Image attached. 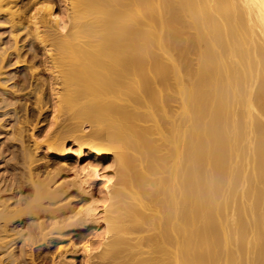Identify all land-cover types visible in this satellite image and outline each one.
Returning <instances> with one entry per match:
<instances>
[{
  "label": "bare ground",
  "instance_id": "bare-ground-1",
  "mask_svg": "<svg viewBox=\"0 0 264 264\" xmlns=\"http://www.w3.org/2000/svg\"><path fill=\"white\" fill-rule=\"evenodd\" d=\"M67 1V16L33 6L25 23L15 0H0L15 63L24 61L16 45L24 28L32 61L41 45L51 62L46 81L31 68L15 82L35 79V94L46 83L52 111L63 113L59 142L17 149L0 134V162L11 165L0 172V264H38L36 231L47 253L51 235L61 237L51 232L70 208L42 207L57 189L32 168L41 151L66 157V138L78 156L110 155L118 168L114 183L94 166L77 172L84 192L106 178L105 241L88 245L82 264L95 254V264H264V0ZM9 54L0 47L1 76ZM11 78L0 77V130L11 118L2 108L11 106L20 141L17 102L5 88ZM35 98L37 118L46 107ZM94 210L72 225L85 228ZM60 247L53 264H74Z\"/></svg>",
  "mask_w": 264,
  "mask_h": 264
},
{
  "label": "rangeland",
  "instance_id": "rangeland-1",
  "mask_svg": "<svg viewBox=\"0 0 264 264\" xmlns=\"http://www.w3.org/2000/svg\"><path fill=\"white\" fill-rule=\"evenodd\" d=\"M17 5H13V9H18L17 11H20L19 14L21 15V18L23 20H25L24 22L26 23V20L29 18V14L32 12V10L34 9L35 6L42 8L41 10H43L42 12L45 13L47 8L52 6L53 10L57 13V15L59 14V16H67V13L69 12L68 10V1L67 0H35V1H31V0H15ZM31 4H29L30 2ZM24 2H26L24 4ZM29 2V3H27ZM35 2V3H34ZM28 6H27V5ZM33 4V5H32ZM26 6V7H25ZM34 6V7H33ZM22 11V14H21ZM0 47H3L6 49V51L9 54V60H8V64H5V67L3 68L4 72L6 73L5 75H2L4 78L8 77H12L11 79L5 81V88L9 89V91L13 92V96L12 93H8V99L9 100H15L17 102L16 104V109L17 112L16 114L18 115V117L20 118V125L21 128L23 129L22 135H21V139L20 141L14 140L12 138L13 134H15V131H11L13 128L12 126L14 125V121L11 119L12 115H13V111L10 110L12 109L11 106H7V107H3L2 109H6L8 111V117L10 118L7 121V124L4 126L3 130H0V134H1V140H3L5 143L7 141V143L9 142H13L12 144H14L15 148L19 149L21 145H25L29 148L32 147L34 140H37L41 145H46L49 143H55L58 140H61V136H59V133L61 135H63V132H59L57 133V128L59 126V121L61 122V118L63 117V113L59 112V115L57 112H53L52 111V101L55 100L54 95L52 96L50 90L48 89L49 86L45 83L43 84L42 87H46L45 89L43 88V90L41 91V93H37L35 94L33 92V84L34 82H36V80L30 78L29 82H25L24 81V86L21 84L22 82L20 81V83L15 82V79L17 78V76L19 75H23V72H25L26 74H29L28 71L30 72V70H32L31 68H33L34 70H38V75H40L43 79V77L45 76L47 78L48 76V72L46 71L45 68H50V60L47 58H45L44 53L42 52V48L40 47L41 45H39L38 47V51H37V58H35V61H32V59L29 57L30 56V52H29V48L28 47H32V43L33 42V36L31 35V33L29 32L28 28H24L22 29L18 35H17V39H16V45L17 47L20 49L21 54L24 58V61L21 64H17L15 63V57L14 54L12 53L13 51V38L11 36L10 30L7 27H2V24L0 22ZM68 27V25H67ZM38 46V44H37ZM44 55V56H43ZM42 56V57H41ZM37 59V60H36ZM46 60V61H42V60ZM45 64H44V63ZM42 63V64H41ZM43 65L45 68H43ZM50 66V67H48ZM0 75V77H2ZM14 76V77H13ZM29 76V75H28ZM32 77V76H31ZM39 77V76H38ZM40 77V79H41ZM44 77V78H45ZM14 78V79H13ZM46 78L44 81H46ZM41 79V80H42ZM16 83V85H15ZM21 84V85H20ZM33 85V86H32ZM32 88V89H31ZM34 93V94H33ZM11 94V95H10ZM7 95V94H6ZM15 95V96H14ZM35 96H38L42 103L44 104L43 107H46L43 109V111H41L42 113L40 115H38V117L36 118L35 116H37V112H36V105H35ZM11 98V99H10ZM23 102V103H22ZM26 103V104H25ZM23 104V105H22ZM20 107H19V106ZM35 108V112L33 117H31L29 114V116L27 115L28 112H30V108ZM24 108H26L24 110ZM1 109V110H2ZM20 109V110H19ZM25 112V113H24ZM11 115V116H10ZM26 115V116H25ZM57 117V119L55 120L54 117ZM62 115V117L60 116ZM74 116V120L78 118L79 115L77 114H73ZM35 117V119H34ZM18 118V119H19ZM72 119V121H74ZM32 121V122H31ZM57 121V122H56ZM12 122V123H10ZM31 122V123H30ZM57 123V124H56ZM23 125V126H22ZM58 125V126H57ZM8 128V129H7ZM7 129V131H6ZM11 131V132H10ZM12 133V134H11ZM9 136L10 140L11 138L13 139L12 141H9ZM63 137V136H62ZM22 140V141H21ZM87 141H89V139H86ZM22 142V143H21ZM59 142V141H58ZM63 145L65 146V148H67L68 150H70L68 152V155L66 157H56L54 155H47L44 154L42 151L39 152L37 154V165H33L32 171L37 174L38 176L37 179H43V180H47L48 178V184L51 188H55L57 189L56 194L57 196L51 200V199H47L44 198L42 199V207L43 208H49L50 206H53L52 204H62V205H66L69 206L70 210L67 212H62L60 213L57 217H58V224H61L58 226V229H52L53 232H51L52 234L55 233H60L61 237L60 238H55L53 235H51V239H50V247L48 250L49 252H45L44 249L41 251H39V248H37V246H39V236L36 234L35 232V238H37V241L35 239L34 244L32 245V251L33 254L35 252H39V253H35L37 255H35V259L36 262L38 264H53V261L59 257L57 255L58 252L56 251L57 247L62 246V250L60 247V254H65L66 252L65 249H67V257L70 259H72L74 262V264H82V260H84V256L86 257V249L87 247H89L88 245H90V247L94 245V242L96 244V240H99L100 243L104 242L105 240H103V237L105 236L104 234L106 231V224H105V220L107 219L106 217V211L104 210L107 205V199L105 197V189L103 188L102 190V184L105 183L107 176H109L108 178L113 181V183L115 182L114 180H116V175L118 173V168H117V164L112 160V157L110 155L104 156V157H95L94 155H92V153L88 152L86 149L82 151L81 155L78 156L77 153H75L78 148L76 145L72 144V141L68 140V138H66V140H64ZM23 158H21L19 156V159L16 160L15 164L17 166H20V172L21 174L23 173L24 175V166L23 164ZM0 165L3 166L0 170L1 173L6 174L7 173V167L8 169L11 168L10 164L4 163L3 161L0 162ZM38 166V167H37ZM96 168L99 172V174H104L105 177H97L94 180H90L92 182L89 181L88 184L83 185V188L85 189L82 190L81 188L79 189V187H77L76 184H78L77 181V172L80 171V169H88L89 167ZM90 169V168H89ZM23 171V172H22ZM35 177V178H36ZM107 183V182H106ZM54 189V190H55ZM105 198H104V197ZM106 199V201H105ZM90 208V210L95 209L94 210V218L95 221L97 219V221H93L90 222L85 228L83 229H77L75 228L74 225H72V223L76 222L79 223V221L81 222L83 220V210ZM82 212V213H80ZM82 215V216H81ZM56 217V219H57ZM41 218H44V220L49 221V217L48 216H42ZM61 218V219H60ZM46 222V221H44ZM67 222L68 224L65 226L63 224ZM75 223V224H76ZM46 224V223H45ZM49 224H46L45 229L48 230L49 226H47ZM48 227V228H46ZM44 229V230H45ZM103 236V237H102ZM101 238V239H100ZM38 242V243H37ZM36 244V245H35ZM97 245V244H96ZM101 245V244H100ZM36 246V247H35ZM64 247V248H63ZM66 247V248H65ZM102 247V246H100ZM104 247V245H103ZM83 248L85 250H83ZM36 249L38 251H36ZM55 251V252H54ZM41 252V254H40ZM57 252V253H56ZM95 252V251H94ZM94 252L93 255L95 254ZM98 252V251H97ZM43 253V255H42ZM48 254V256L45 254ZM53 255H52V254ZM91 253L90 257L93 256ZM40 254V255H38ZM55 256V258L52 256ZM69 254V255H68ZM40 259H39V257ZM57 256V257H56ZM96 256V257H95ZM95 258H89L88 259V263L89 264H95L97 261L95 259L98 260V255L95 254ZM38 258V260H37ZM53 261H52V260ZM94 259V260H93ZM52 261V262H51ZM92 261V262H91ZM95 261V263H94Z\"/></svg>",
  "mask_w": 264,
  "mask_h": 264
}]
</instances>
